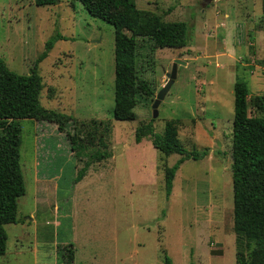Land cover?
<instances>
[{"label":"rangeland","instance_id":"1","mask_svg":"<svg viewBox=\"0 0 264 264\" xmlns=\"http://www.w3.org/2000/svg\"><path fill=\"white\" fill-rule=\"evenodd\" d=\"M164 22H184L182 48H158L136 38L137 76L152 96L137 95L135 119L118 121L114 107V28L90 16L78 0L35 6L34 0H0V58L15 73L37 64L40 105L75 122L107 121L110 156L90 164L68 142L71 121L57 125L19 120L20 169L25 192L18 223L6 224L0 264H235L231 138L233 84L248 83L249 103L264 95V0H134ZM56 40L45 57V43ZM175 61L176 78L152 118L154 96ZM177 121L186 150L210 148L201 160L184 161L169 196L164 158L134 131L148 122L160 135ZM77 125V124H76ZM76 152V153H75ZM72 245V247H69Z\"/></svg>","mask_w":264,"mask_h":264},{"label":"trees","instance_id":"2","mask_svg":"<svg viewBox=\"0 0 264 264\" xmlns=\"http://www.w3.org/2000/svg\"><path fill=\"white\" fill-rule=\"evenodd\" d=\"M58 0H34L35 6H50ZM92 17L109 23L114 28V107L113 118L118 121L135 119L137 95L152 96L146 81L137 76L135 68L136 38H148L158 48H182L186 44L187 26L184 22H164L152 12L140 10L134 0H78ZM57 34L44 45L46 56ZM37 64L28 74L11 71L0 58V257L6 251L4 225L18 223L17 200L25 192L20 169L19 120L29 119L57 125L64 132L69 121L74 133H66L77 156L86 155L87 161L77 172L76 181L86 168L106 159V138L111 132L106 121L75 122L70 116L46 109L40 105L43 88L37 74ZM233 121L231 138V173L233 191V232L235 234V264H264V95H256L249 103L247 81L236 78L233 84ZM77 124V125H76ZM148 138L152 147L164 158L178 155L176 163L163 167L164 190H172L179 166L186 160H201L210 148L186 150L177 138V121L165 122L160 135L153 132L151 122L134 131V142ZM72 247V245H69ZM74 250L66 248L64 264H73ZM170 264L169 259H165Z\"/></svg>","mask_w":264,"mask_h":264},{"label":"water","instance_id":"3","mask_svg":"<svg viewBox=\"0 0 264 264\" xmlns=\"http://www.w3.org/2000/svg\"><path fill=\"white\" fill-rule=\"evenodd\" d=\"M210 0H205V3L209 2ZM58 3V1H56ZM177 63L179 61H175L174 64L172 65L171 71L166 74L167 81L164 84V86L161 88V90L154 96V102L152 104V118L155 119L157 117V108L161 102V100L164 98L165 94L169 90L170 86L172 85L173 81L176 78V67Z\"/></svg>","mask_w":264,"mask_h":264}]
</instances>
